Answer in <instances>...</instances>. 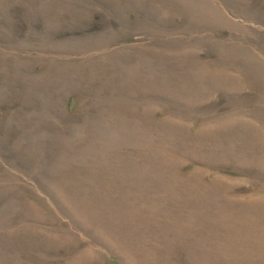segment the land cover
<instances>
[{"label": "rangeland", "instance_id": "374dc122", "mask_svg": "<svg viewBox=\"0 0 264 264\" xmlns=\"http://www.w3.org/2000/svg\"><path fill=\"white\" fill-rule=\"evenodd\" d=\"M0 264H264V0H0Z\"/></svg>", "mask_w": 264, "mask_h": 264}]
</instances>
